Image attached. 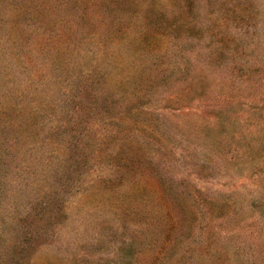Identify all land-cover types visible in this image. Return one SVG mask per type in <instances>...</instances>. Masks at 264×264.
Listing matches in <instances>:
<instances>
[{
	"label": "rangeland",
	"instance_id": "rangeland-1",
	"mask_svg": "<svg viewBox=\"0 0 264 264\" xmlns=\"http://www.w3.org/2000/svg\"><path fill=\"white\" fill-rule=\"evenodd\" d=\"M0 264H264V0H0Z\"/></svg>",
	"mask_w": 264,
	"mask_h": 264
}]
</instances>
